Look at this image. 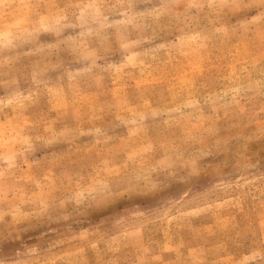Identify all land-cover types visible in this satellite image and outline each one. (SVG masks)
Masks as SVG:
<instances>
[{
  "label": "rangeland",
  "instance_id": "obj_1",
  "mask_svg": "<svg viewBox=\"0 0 264 264\" xmlns=\"http://www.w3.org/2000/svg\"><path fill=\"white\" fill-rule=\"evenodd\" d=\"M0 264H264V0H0Z\"/></svg>",
  "mask_w": 264,
  "mask_h": 264
}]
</instances>
